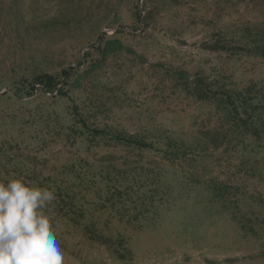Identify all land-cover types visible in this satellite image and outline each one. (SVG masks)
Listing matches in <instances>:
<instances>
[{
    "label": "rangeland",
    "instance_id": "rangeland-1",
    "mask_svg": "<svg viewBox=\"0 0 264 264\" xmlns=\"http://www.w3.org/2000/svg\"><path fill=\"white\" fill-rule=\"evenodd\" d=\"M221 1L139 0L144 13H151L147 26L134 31L138 0H0V95L25 76L58 74L82 60L80 68L88 69L98 61L101 66L82 91H71L70 96L88 101L90 112L100 111L99 123L133 133L159 129L202 148L176 164L151 151L124 147L87 153L85 146L57 140L53 122L47 129L46 119L54 112L70 122L68 97L39 90L32 97L18 98L8 92L0 102V146L7 140L19 142L20 160L27 167V160L35 159L47 162L46 173H52V165L69 158L93 163L107 154L118 165L161 170L162 189L171 182L173 198L167 199L157 223L140 230L110 210L93 211L98 199L89 192V216L105 234L124 237L133 260H117L106 247L89 243L61 223L54 231L64 264H264L263 240L246 235L230 213L232 201H239L243 210L251 206L264 214V151L253 144L245 152L226 137L227 125L215 107L188 96L173 75L184 69L224 78L239 88L264 79L263 58L203 48L223 24L259 15L257 9L231 2L222 10ZM116 30L121 32L114 34ZM103 33L117 35L126 50L102 59L91 47ZM86 51L92 52L87 59ZM96 84L99 87L93 89ZM89 90L99 93L93 103L86 99ZM211 179L233 187L226 203L214 199L208 187Z\"/></svg>",
    "mask_w": 264,
    "mask_h": 264
},
{
    "label": "trees",
    "instance_id": "trees-1",
    "mask_svg": "<svg viewBox=\"0 0 264 264\" xmlns=\"http://www.w3.org/2000/svg\"><path fill=\"white\" fill-rule=\"evenodd\" d=\"M146 1V0H145ZM236 6L257 9L258 17H241L238 21L223 24L215 38L202 43L204 49L214 52H226L232 55L256 56L264 59V0H222V10L227 3ZM146 3V2H145ZM134 13L136 25L134 31L147 26L150 13H144L145 7L139 3ZM223 11L219 18L223 17ZM121 32L116 30L114 34ZM231 33V34H230ZM107 37L106 33L99 38L92 49L106 59L117 52L126 50L116 37ZM106 38V39H104ZM91 51L84 53L85 59ZM79 65L63 68L60 73L38 72L23 77L13 85L10 94L15 97H32L36 91L46 93L58 92L61 97H68L71 105L67 116L69 123L63 122L56 112L47 117L48 131L54 123L52 134L66 146H85L87 153L94 148L124 147L133 151H151L160 155L172 164L192 158L199 145L187 143L174 133L156 129L144 133L129 132L109 123H99V112L87 110L88 101H76L70 92H81L84 82L98 70L101 63L92 62L88 69ZM181 90L188 96L212 104L227 125L225 136L234 139L243 151H251L257 144L264 151V79L252 81L239 88L224 78H214L204 73L191 74L184 69L173 72ZM99 86H93L97 89ZM103 91V89H102ZM8 92L0 95V102ZM87 100L97 98L99 93L90 91ZM93 103V102H92ZM55 116L57 117L55 119ZM55 120V122L53 121ZM55 128V129H54ZM21 145L19 142L4 141L0 146V181L7 182L12 178L23 179L27 184L47 188L54 193L52 205L46 210L53 229L64 224L79 231L89 243L106 247L111 255L122 262L133 260V251L122 236L107 235L90 217L86 205L90 202L87 195L93 192L98 203L93 211L110 210L122 222L140 230L146 225H155L160 218L161 210L167 199L173 198L171 182L165 183L162 189L161 170L145 165L130 166L127 163L117 164L108 160L104 154L93 163L77 157L69 158L58 165H52V173H46L47 162L35 159L20 160ZM164 186V183H163ZM208 187L214 199L227 202L233 187L227 183L211 179ZM178 196V195H177ZM230 213L242 231L253 238L264 242V214L255 207L248 206L243 210L238 201H232ZM254 208V209H252ZM148 214L151 217H147ZM56 233V232H55ZM58 233H56L57 235ZM64 246V245H62Z\"/></svg>",
    "mask_w": 264,
    "mask_h": 264
},
{
    "label": "clouds",
    "instance_id": "clouds-1",
    "mask_svg": "<svg viewBox=\"0 0 264 264\" xmlns=\"http://www.w3.org/2000/svg\"><path fill=\"white\" fill-rule=\"evenodd\" d=\"M54 193L23 179L0 181V264H64L46 210Z\"/></svg>",
    "mask_w": 264,
    "mask_h": 264
}]
</instances>
